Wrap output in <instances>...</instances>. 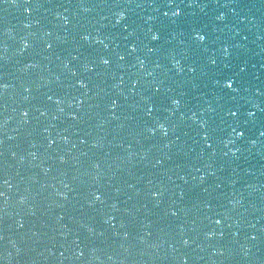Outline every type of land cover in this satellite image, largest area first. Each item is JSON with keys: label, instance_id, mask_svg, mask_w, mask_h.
<instances>
[{"label": "water", "instance_id": "95a60500", "mask_svg": "<svg viewBox=\"0 0 264 264\" xmlns=\"http://www.w3.org/2000/svg\"><path fill=\"white\" fill-rule=\"evenodd\" d=\"M0 264H57L1 174Z\"/></svg>", "mask_w": 264, "mask_h": 264}]
</instances>
